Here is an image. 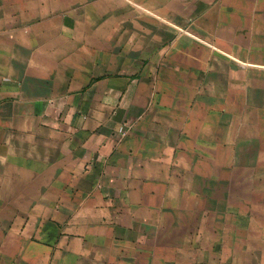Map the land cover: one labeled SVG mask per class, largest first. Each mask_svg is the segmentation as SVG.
<instances>
[{"label": "crops", "instance_id": "1", "mask_svg": "<svg viewBox=\"0 0 264 264\" xmlns=\"http://www.w3.org/2000/svg\"><path fill=\"white\" fill-rule=\"evenodd\" d=\"M263 257L264 0H0V264Z\"/></svg>", "mask_w": 264, "mask_h": 264}, {"label": "rangeland", "instance_id": "2", "mask_svg": "<svg viewBox=\"0 0 264 264\" xmlns=\"http://www.w3.org/2000/svg\"><path fill=\"white\" fill-rule=\"evenodd\" d=\"M218 227H219V229H218ZM223 228H224V226H219V225H218V226H217V230H218L217 233H218V234L221 233V231L223 230ZM204 230H205V228H201V231H202V232H203ZM262 259H264V257H263Z\"/></svg>", "mask_w": 264, "mask_h": 264}]
</instances>
